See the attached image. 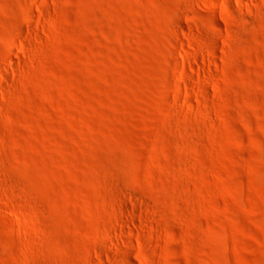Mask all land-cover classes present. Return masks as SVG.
<instances>
[{
  "label": "rangeland",
  "instance_id": "rangeland-1",
  "mask_svg": "<svg viewBox=\"0 0 264 264\" xmlns=\"http://www.w3.org/2000/svg\"><path fill=\"white\" fill-rule=\"evenodd\" d=\"M0 264H264V0H0Z\"/></svg>",
  "mask_w": 264,
  "mask_h": 264
}]
</instances>
